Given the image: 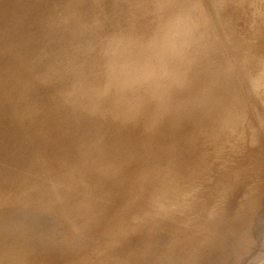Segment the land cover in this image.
<instances>
[{
	"label": "rangeland",
	"instance_id": "rangeland-1",
	"mask_svg": "<svg viewBox=\"0 0 264 264\" xmlns=\"http://www.w3.org/2000/svg\"><path fill=\"white\" fill-rule=\"evenodd\" d=\"M116 1L0 0V264H264V0H119L123 12ZM154 139L168 154L112 181ZM245 199L261 210L244 213ZM235 201L244 218L228 212ZM150 217L179 240L160 226L162 247L147 256L136 242L158 235Z\"/></svg>",
	"mask_w": 264,
	"mask_h": 264
},
{
	"label": "bare ground",
	"instance_id": "bare-ground-1",
	"mask_svg": "<svg viewBox=\"0 0 264 264\" xmlns=\"http://www.w3.org/2000/svg\"><path fill=\"white\" fill-rule=\"evenodd\" d=\"M10 1L12 2V6H13L12 8H15V7L18 6L19 1H21V0H10ZM27 1H28V2H31V1H33V0H27ZM117 1L119 2V4H118V5H119L118 7H119V9H120L119 11H122V9H123L124 6H123V7H120V6H122V5H120V4H121V2L123 3V1H122V0H120L121 2H120L119 0H117ZM117 1H116V2H117ZM126 1H127V0H125V2H126ZM131 1H132V0H131ZM131 1H130V2H131ZM133 1H134V0H133ZM138 1H139V0H138ZM141 1H142V0H141ZM143 1H145V0H143ZM114 2H115V0H114ZM130 2H128V3H130ZM139 2H140V1H139ZM146 2H147V1H146ZM148 2H149V1H148ZM159 2H160V1H159ZM247 2H248V1H247ZM140 3H141V2H140ZM153 3H154V2H153ZM248 3H249V2H248ZM252 3H253V2H252ZM112 4H113V3H112ZM125 4H126V3H125ZM125 4H124V5H125ZM130 4H131V3H130ZM133 4H136V2L133 3ZM254 4H255V3H254ZM114 5H115V4H114ZM126 5H128V4H126ZM136 5H137V4H136ZM139 5H140V4H139ZM145 5H146V4H145ZM143 6H144V5H143ZM143 6H142V7H143ZM169 6H170V5H169ZM247 6H248V5H247ZM254 6H256V5H254ZM115 7H116L117 10H118V7H117L116 5H115ZM115 7L112 5V8H115ZM262 7H263V6H262ZM1 8H2V7H1ZM18 8H19V9L24 8V5L21 7V4H20V6H19ZM121 8H122V9H121ZM140 8H141V7H140ZM4 9H5V8H4ZM135 9H136V8H135ZM138 9H139V8H138ZM245 9H246V8H245ZM114 10L116 11V13H118V11H117L116 9H114ZM123 10H124V9H123ZM141 10H142V9H141ZM156 10H157V9H156ZM236 10H237V9H236ZM236 10H235V11H236ZM243 10H244V9H243ZM125 11H127V10H125ZM128 11H129V10H128ZM230 11H231V10H230ZM251 11H252V10H251ZM256 11H257V10H256ZM122 12H123V11H122ZM129 12H130V11H129ZM241 12H242V11H241ZM248 12H249V11H248ZM262 12H263V11H262ZM262 12H260V13H262ZM140 13H142V12H140ZM154 13H155V12H154ZM260 13H259V14H260ZM133 14H134V13H133ZM135 14H136V13H135ZM147 14H148V13H147ZM150 14H151V13H150ZM150 14H149V15H150ZM262 14H263V13H262ZM262 14H261V15H262ZM145 15H146V14H145ZM149 15H147V17H148ZM177 15H178V14H177ZM246 15H247V14H246ZM118 16H119V15H118ZM154 16H155V15H154ZM247 16H249V15H247ZM247 16H246V17H247ZM20 17H21V16H20ZM120 17H121V16H120ZM145 17H146V16H145ZM145 17H144V18H145ZM150 17H151V16H150ZM160 17H161V16H160ZM170 17H171V16H170ZM229 17H230V16H229ZM235 17H236V16H235ZM130 18H131V17H130ZM188 18H189V17H188ZM236 18H237V17H236ZM256 18H257V17H256ZM120 19H122V18H119L120 24H122V23L124 24L125 21H124V22H123V21L121 22ZM131 19H132V18H131ZM134 19H135V17H134ZM134 19H133L132 21H134ZM138 19H139V17H138ZM138 19H137V20H138ZM141 19H142V18H141ZM147 19H148V18H147ZM167 19H168V18H167ZM252 19H253V18H252ZM6 20H7V19H6ZM11 20H12V19H11ZM122 20H124V19H122ZM143 20L146 21V19H143ZM154 20H155V19H154ZM170 20H171V19H170ZM243 20H244V19H243ZM12 21H13V20H12ZM128 21H130V20H128ZM145 21H144V22H145ZM149 21H150V20H149ZM149 21H146L145 24L142 22L141 25L144 24V25H143V27H144L146 24H148L147 22H149ZM188 21H189V20H188ZM247 21H248V20H247ZM14 22H15V21H14ZM126 22H127V20H126ZM137 22H138V21H137ZM159 22H160V21H159ZM165 22H166V21H165ZM172 22H173V21H172ZM176 22H177V21H176ZM12 23H13V22H12ZM127 23H128V22H127ZM129 23H130V22H129ZM135 23H136V19H135ZM140 23H141V22H140ZM140 23H139V24H140ZM153 23H154V22H153ZM174 23H175V22H173V24H174ZM0 24H1V22H0ZM3 24H4V23H3ZM161 24H162V23H161ZM169 24H170V26H172L171 23H169ZM183 24H184V23H183ZM127 25H128V24H127ZM130 25H132V23H131ZM159 25H160V24H159ZM164 25H165V24H164ZM166 25H167V23H166ZM166 25H165V26H166ZM136 26H138V24H137ZM132 27H133V25L131 26V28H132ZM141 27H142V26H141ZM156 27H157V26H156ZM166 27H167V26H166ZM180 27H181V26H180ZM182 27H183V25H182ZM189 27H190V25H189ZM133 28H134V27H133ZM138 28L140 29V26H138ZM158 28H159V27H158ZM160 28H162V27H160ZM168 28H169V27H168ZM176 28H177V26H176ZM0 29H1V27H0ZM8 29H9V28H8ZM174 29H175V28H173V30H174ZM182 29H183V28H182ZM1 30H2V29H1ZM131 30H132V29H131ZM141 30H143V29H141ZM141 30H140V32H139V31L136 32V35H137L138 33H139L140 35H142V34H141V32H142ZM161 30H163V29H161ZM169 30H170V29H169ZM169 30H168V31H169ZM175 30H176V29H175ZM178 30H179V29H178ZM158 31H160V29H158L157 32H158ZM163 31H165V30H163ZM171 31H172V30H171ZM171 31H170V32H171ZM166 32H167V29H166ZM166 32H165V33H166ZM174 32H176V31H174ZM174 32H173V35H174ZM181 32H183V30H182ZM181 32H180V33H181ZM130 33H132V32H130ZM168 33H169V32H168ZM168 33H166V35H165L164 33H162V31H161V34L158 32V34H160L159 36H161V35L163 36V34H164V36H168ZM176 33H177V32H176ZM190 33H191V32H190ZM132 34H133V33H132ZM132 34H130V35H132ZM134 34H135V33H134ZM139 34H138V36H140ZM158 34H157V35H158ZM178 34H179V33H178ZM178 34H177V37H179ZM182 34H183V33H182ZM173 35H172V37H173ZM250 35H251V34H250ZM159 36H158V37H159ZM169 36H170V35H169ZM175 36H176V34H175ZM134 37H136V36H134ZM172 37H171V38H172ZM255 37H256V36H255ZM130 38H133V37L131 36ZM169 38H170V37H169ZM173 38H176V37H173ZM252 38H253V37H252ZM133 39H134V38H133ZM256 39H257V38H256ZM10 45H11V44H10ZM55 49H56V48H55ZM203 49H204V48H203ZM51 51H52V50H51ZM207 51H208V50H207ZM207 53H208V52H207ZM208 59H209V58H208ZM192 60H193V59H192ZM193 61H195V60H193ZM190 63H192V62L190 61ZM155 74H156V73H155ZM154 77H155V76H154ZM155 78H156V77H155ZM189 78H190V77H189ZM189 78H188V79H189ZM191 78H192V77H191ZM191 78H190V80H192ZM205 78H206V77H205ZM205 78H204V79H205ZM207 79H208V77H207ZM193 81H194V80H193ZM193 81H191V82H193ZM188 83H190V81H189ZM191 84H192V83H191ZM200 88H201V87H200ZM212 89H213V88H212ZM200 90H201V89H200ZM214 90H215V89H214ZM204 91H205V90H204ZM205 92H206V91H205ZM214 93H215V91H214ZM216 93H217V92H216ZM208 94H210V93H208ZM200 95H201V94H200ZM206 95H207V94H206ZM214 96H216V95H214ZM195 97H198V96H195ZM199 98H200V97H199ZM201 98H202V97H201ZM195 99H196V98L193 99L194 102H196ZM198 100H200V99H198ZM200 101H201V100H200ZM216 101H217V100H216ZM213 102H214V101H213ZM197 103H198V102H197ZM200 103H201V102H200ZM202 103H203V102H202ZM217 104H218V103H217ZM10 106H11V105H10ZM13 112H14V111H13ZM220 112H221V111H220ZM197 114H198V113H197ZM24 116H25V115H24ZM40 118H41V117H40ZM15 119H16V118H15ZM35 120H36V118H35ZM41 120H42V119H41ZM22 123H23V122H22ZM22 123H21V124H22ZM212 123H213V122H212ZM21 124H20V126H21ZM221 124H222V123H221ZM156 125H157V124H156ZM20 126H19V129H20ZM28 126H30V125H28ZM150 126H151V125H150ZM224 126H225V125H224ZM16 127H17V126H16ZM41 127H42V126H41ZM12 128H13L12 130H14V126H12ZM147 128H148V127H147ZM16 129H17V128H16ZM24 129H25V127H24ZM43 129H44V128H43ZM143 129H144V128H143ZM149 129H150V127H149ZM10 130H11V129H10ZM151 130H152V129H151ZM6 131H7V130H6ZM6 131H5V133H3L4 135H8V133H7ZM37 131H38V130H37ZM193 131H194V130H193ZM3 132H4V131H3ZM29 132H30V131H29ZM29 132H28V133H29ZM32 132H33V131H32ZM32 132H31V133H32ZM13 133H14V132H13ZM195 133H196V132H195ZM29 134H30V133H29ZM35 134H36V133H35ZM38 134H39V133H38ZM51 134H52V133H50V135H51ZM57 134H58V133H56V135H57ZM192 134H193V133H192ZM215 134H216V133H215ZM218 134H219V133H218ZM11 135H14V134H11ZM11 135H10V136H11ZM53 135H54V133H53ZM59 135H60V134H59ZM251 135H252V134H251ZM26 136H27V135H26ZM51 136H52V135H51ZM54 136H55V135H54ZM54 136H52V139H54ZM102 136H103V135H102ZM185 136H186L185 139H186L187 141H189V142H190V141H191V142L193 141V139H192V137H191L190 135H189L188 138H187V134H186ZM239 136H240V135H239ZM44 137H45V138L48 137V140H49V138L51 139V137H50L49 135H48L47 137H46V136H44ZM57 137H58V135H57ZM57 137H56V138H57ZM172 137H173V138L175 137V139H176V136H175L174 134L172 135ZM172 137H170L171 140H172ZM22 138H23V137H22ZM39 138H40V137H39ZM42 138H43V136H42L40 139H42ZM234 138H235V137H234ZM234 138H233V139H234ZM52 139H51V140H52ZM164 139H165V138L163 137V135H160V136H159V140H158V141H159V143H158V144H159V148H161V147H162V148H166V147H164L163 145L166 144V141H168V139H167L165 142H164ZM217 139H218V138H217ZM25 140H26V139H25ZM28 140H29V139H28ZM43 140H44V139H43ZM26 141H27V140H26ZM26 141H25V142H26ZM46 141H47V140H46ZM54 141H55V139H54ZM174 141H175V140H173V143H175ZM47 142H48V141H47ZM47 142L44 141L43 144H42V146L44 145V143L48 146V144H50V141H49V143H47ZM155 142H156V139L152 140L151 143H148L146 149H138V150L136 149L135 152L138 153L137 155H139L140 158L137 159L136 161L134 160V163H132V164H128V163H126V164H123V165H122L123 168L121 167V169H120V168L117 169V170H119V172L121 171V173H120V175L118 174V176L113 177V178H116V179H113V180H112L111 177L113 176V174H116L118 171H117V172H114V173L112 172V174H111L110 171H111L113 168H112V169H108V170H110V171H109V174L111 175V177H110L111 180H112V181H114V180H115V181H116V180H117V181H120L122 178L127 177V176H130V175L132 174V172H133L134 169H136V168H143L144 166H146V165L148 164V162L151 164V162H152V160H153L154 158H161V157H163L162 155H163L167 150H166L162 155H160L159 152H160V151H163V150L161 149V150L158 152L159 154H157V153H156L157 151H154V149H155L154 147H157V146H155ZM242 142H243V141H242ZM26 143H27V142H26ZM28 143H29V142H28ZM28 143H27V144H28ZM169 143H171V141H170ZM224 143H225V142H224ZM227 143H228V142H227ZM234 143H235V142H234ZM18 144H19V143H18ZM23 144H24V143H23ZM23 144H22V145H23ZM156 144H157V143H156ZM191 144H192V143H189V145H191ZM33 145H35V144H33ZM24 146H25V145H24ZM30 146H31V144H30ZM47 146H46V147H47ZM166 146H168V145H166ZM175 146H177L176 143H175L174 147H175ZM237 146H238V145H237ZM170 147H171V144H170ZM170 147H169V148H170ZM15 148H16V147H15ZM23 148H24V147H23ZM25 148L27 149L28 146L25 147ZM29 148H30V147H29ZM34 148H35V147H33L32 149H30L29 151H32ZM159 148H158V149H159ZM204 148H206V147H204ZM207 148H208V147H207ZM222 148H223V147H222ZM26 149H25V150H26ZM171 149H172V147H171ZM235 149H236V148H235ZM18 150H20V149H18ZM192 150H193V149H192ZM221 150H223V149H221ZM238 150H239V148H238ZM21 151H22V150H21ZM29 151H28V156L30 157V156H32V155H29ZM33 151H36V150H33ZM217 151H218V150H216V151H214V152L217 153ZM40 152H43V150L40 151ZM40 152H39V153H40ZM48 152H49V151H48ZM19 153H20V152H19ZM21 153H22V152H21ZM31 153H32V152H31ZM46 153H47V151H46ZM50 153H51V152H50ZM188 153H189V151H188ZM190 153H191V152H190ZM216 153H215V154H216ZM22 154H25V155H26V151H25V153H24V151H23ZM22 154H21V156H22ZM100 154H101V153H100ZM102 154H103V153H102ZM167 154H168V152H167ZM167 154H164V156L167 155ZM212 154H213V153H212ZM244 154H245V153H244ZM33 155H34V156H35V155L37 156L38 154H37V152H36V153H34ZM209 155H210V154H209ZM26 156H27V155H26ZM26 156H25V157H26ZM28 156H27V157H28ZM34 156H32V158H33ZM38 156H40V155H38ZM41 156H42V158H43L44 156H47V155H44V156L41 155ZM41 156H40V158H41ZM48 156H49V155H48ZM48 156H47V157H48ZM65 156H66V154H65ZM135 156H136V155H135ZM196 156H197V155H196ZM207 156H208V155H207ZM223 156H225V155H223ZM242 156H243V155H242ZM29 157H28V158H29ZM47 157H46V158H47ZM68 157H69V156H68ZM190 157H191V156H190ZM28 158H27V159H28ZM37 158H38V157H36L35 160H37V162H38V161H39V158H38V159H37ZM205 158L208 159L207 157H205ZM214 158H215V157H214ZM224 158H225V157H224ZM236 158H237V156H236ZM44 159H45V158H44ZM44 159H43V160H44ZM66 159H67V158H66ZM66 159H65V160H66ZM212 159H213V158H212ZM242 159H243V158H242ZM23 160H24V158H23ZM43 160H42V162H43ZM60 160H61L60 163H62V162L65 163V161H63L64 159H60ZM67 160L70 161V159H67ZM67 160H66V163H69V161H67ZM154 160H155V159H154ZM208 160H209V159H208ZM210 160H211V159H210ZM210 160H209V161H210ZM216 160H217V159H216ZM240 160H241V159H240ZM33 161H34V160H33ZM122 161H123V160H122ZM206 161H207V160H206ZM37 162H34V163H37ZM39 162H40V161H39ZM42 162H40V163H42ZM70 162H71V164L75 163V162L72 163V161H70ZM194 162H196V160H195ZM207 162H208V161H207ZM210 162H212V161H210ZM16 163H17V162H16ZM29 163L31 164L32 161H30ZM34 163H32V164H34ZM98 163H99V162H98ZM191 163H192V162H191ZM197 163H198V162H197ZM197 163H195V164H197ZM199 163H200V162H199ZM237 163H238V162H237ZM58 164H59V163H58ZM69 164H70V163H69ZM215 164H216V163H215ZM221 164H222V163H221ZM12 165H13V164H12ZM37 165H38V164H37ZM39 165H40V164H39ZM39 165H38V166H39ZM51 165H52V164H51ZM63 165H64V164H63ZM102 165H104V163H103ZM111 165H112V164H111ZM111 165H109V167H110ZM206 165H207V164H206ZM217 165H218V164H217ZM219 165H220V164H219ZM223 165H224V164H223ZM26 166H28V165H26ZM26 166H25V167H26ZM31 166H33V165H31ZM34 166H36V164H35ZM104 166H105V165H104ZM107 166H108V165H106L105 168H107ZM194 166H195V165H194ZM196 166H197V165H196ZM77 167H79V165L76 166L75 168H77ZM83 167H85V166H83ZM83 167H82V168H83ZM112 167H113V166H112ZM201 167H202V166H201ZM204 167H205V166H203V169H204ZM210 167H212V166H210ZM7 168H8V167H7ZM23 168H24V167H23ZM51 168H52V169H51ZM51 168H50V169L52 170V172H54V171H53V168L56 169V168H59V167H57V165H55V167L52 166ZM79 168H81V167H79ZM103 168H104V167H103ZM110 168H111V167H110ZM116 168H117V167H116ZM116 168H114V169H116ZM198 168H199V167H198ZM205 168H206V167H205ZM213 168H214V165H213ZM215 168H216V167H215ZM9 169H10V168H9ZM45 169H46V168H45ZM92 169H93V167L91 168V170H92ZM95 169H96V166H95ZM206 169H207V168H206ZM12 170H13V169H12ZM60 170H61V169H60ZM100 170H102V168H101ZM105 170L107 171V169H105ZM198 170H199V169H198ZM61 171H62V170H61ZM67 171H68V170H67ZM87 171H88V170H87ZM102 171H103V170H102ZM106 171H105V172H100V173H102V176L108 175V173H107L108 171H107V172H106ZM112 171H113V170H112ZM48 172H49V171H48ZM48 172H47V174L49 175L50 172H49V173H48ZM55 172H58V170L56 169ZM68 172H69V171H68ZM72 172H74V171H72ZM75 172H76V170H75ZM85 172H86V171H85ZM21 173H22V172H21ZM104 173H107V174H104ZM206 173H207V171H206ZM51 174L53 175V173H51ZM51 174H50V177H54V181H55V176H54V175H55L56 173H54L53 176H51ZM68 174H69V173H68ZM68 174H67V172H66V175H68ZM70 174H71V173H70ZM86 174H87V173H86ZM86 174H85V175H86ZM88 174H90V173L88 172ZM88 174H87V175H88ZM59 175H60V177H61L62 175H65V174H60V172H59ZM82 175H83V174H82ZM82 175H80V177H82ZM93 175L95 176V172H94ZM98 175H99V174H98ZM57 176H58V175H56V184H57V182H59V180H60L61 178H63V177H61L60 179L57 180ZM90 176H91V175H90ZM94 176H93V178H91V179H94ZM206 176H207V175H206ZM47 177L49 178V176H47ZM47 177H46V178H47ZM65 177H66V176H64V178H65ZM108 177H109V176H108ZM37 178H38V177H37ZM39 178H40V177H39ZM48 178H47V179H48ZM82 178H83V177H82ZM86 178H87V177H86ZM89 178H90V177H89ZM103 178H104V177H103ZM43 179L46 180L45 178H43ZM97 179H98V178H97ZM97 179H95V180H97ZM78 180H79V179H78ZM78 180H76V181H78ZM83 180H84V178H83ZM95 180H93V181H95ZM100 180H101V179H99V181H100ZM103 180H106V176H105V179H103ZM103 180H101V181H103ZM107 180H108V178H107ZM111 180H110V181H111ZM60 181H61V180H60ZM80 181H82V180L80 179ZM99 181H97V182H99ZM49 182H50V181H49ZM89 182H91V180H90ZM97 182H96V184H97ZM104 182H106V181H104ZM104 182H103V183H104ZM32 183H33V182H32ZM35 183H36V182H35ZM35 183H34L33 185H36ZM47 183H48V182H47ZM77 183H79V181H78ZM91 183H94V182H91ZM89 184H90V183H89ZM98 184H99V183H98ZM100 184H102V182H101ZM46 185H47V184H46ZM69 185H70V184H69ZM76 185H77V184H76ZM76 185H75V186H76ZM237 185H238V184H237ZM42 186H44V185H42ZM67 186H68V184H67ZM97 186H98V185H97ZM255 186H256V185H255ZM255 186H254V193H252V192H251L252 194L250 193V195H251L250 197H252V198H253V196H254V198H255V195L258 194L257 192H255V190H256V189H255ZM38 187H39V186H38ZM46 187H47V186H46ZM69 187H70V186H69ZM71 187H72V185H71ZM80 187H81V186H80ZM240 187H241V186H240ZM244 187H245V186H244ZM43 188H45V187H43ZM233 188H234V187H233ZM233 188H232V189H233ZM236 188H237V187H236ZM238 188H239V187H238ZM256 188H257V187H256ZM40 189H42V187H41ZM40 189H38V190H40ZM71 189H72V188H71ZM232 189H231V190H232ZM261 189H262V188H259V186H258L257 190H261ZM263 189H264V188H263ZM95 190H96V189H95ZM240 190H241V188H240ZM244 190L246 191V189H244ZM244 190H243V191H244ZM80 191H81V190H80ZM235 191H237V190H235ZM252 191H253V190H252ZM39 192H40V191H39ZM84 192H85V191H84ZM230 192H231V191H230ZM249 192H250V191L248 190V193H249ZM258 192H259V191H258ZM260 192H261V191H260ZM260 192H259V195H260ZM262 192H263V191H262ZM262 192H261V193H262ZM240 193H241V191H240ZM243 193H244V196H245L246 193H247V191H246V193H245V192H243ZM248 193H247V195H249ZM255 193H256V194H255ZM263 193H264V192H263ZM263 193H262V194H263ZM37 194H38V193H37ZM40 194H41V196H42V192H41ZM236 194H237V193H236ZM253 194H255V195H253ZM38 195H39V194H38ZM228 195H229V194H228ZM237 195H238V194H237ZM252 195H253V196H252ZM238 196H239V195H238ZM36 197H37V195H36ZM39 197H40V196H39ZM230 197H231V196H230ZM246 197H247V196H246ZM257 197H258V196H257ZM257 197H256V198H257ZM259 197L261 198V197H264V196H259ZM259 197L257 198L258 203L260 202ZM233 198L235 199V196H234ZM241 198H243L242 200H244V197H243V196H242ZM241 198H240V199H241ZM24 199H25V198H24ZM35 199H36V198H35ZM148 199L151 200V198H148ZM152 199H155V202H154V203H153V201H152V204L155 205L156 200H157V199H156V196H154ZM201 199H202V198H201ZM248 199H250V201L252 200V199L249 198V197H248ZM248 199H247V200H248ZM144 200H145V199H144ZM144 200H143V202H145V204L148 205V203H149L150 201L148 202V200H146V201H144ZM202 200H203V199H202ZM229 200H230V199H229ZM247 200L245 199V202H246ZM257 200H256V201H257ZM233 201H234V200H233ZM237 201H238V198H237ZM250 201H247V202H246L247 204L249 203V204L247 205V208L244 206V205H245V202L242 201V202L244 203L243 206H244L246 209H244V207H243V208L241 207V208H242L244 211L246 210V211L244 212V213H246V214H248L247 212H249V211H252V212H254V213L257 214V212H258V211H257V210H258L257 208H259V207H257L256 204H254V205L252 204V206H256V207H257V208L254 207V210H255V208L257 209V210H255L256 212L253 211V209L251 208L252 206H251V204H250V203L253 202V201H251V202H250ZM254 201H255V200H254ZM256 201H255V202H256ZM261 201H262V200H261ZM3 202H4V201H3ZM147 202H148V203H147ZM193 202H194V201H193ZM203 202H204V201H203ZM235 202H236V201H235ZM235 202H233V203H235ZM240 202H241V200L238 201V203H240ZM171 203H172V202H171ZM176 203H177V202H174V203H172V204H175L176 207H177V204H176ZM190 203H191V202H190ZM228 203H229V202H228ZM238 203L236 202V203H235V206L232 207V209L229 208L230 210L228 209V212H229V211L231 212V210H235L236 212H234V213L237 214V213H239V212H237V211H240L241 215H243V216H241V218H242V217L244 218V213L241 212V211H243V210H242V209H238V208H240V207L238 206V208H237V206H236ZM130 204H131V206H132L133 203H130ZM142 204H143V203H142ZM152 204H151V202H150V203H149V207L152 206ZM156 204H157V203H156ZM231 204H232V202L230 203V205H231ZM260 204H261V203H260ZM260 204H259V205H260ZM83 205H84V204H83ZM218 205H220V204H218ZM224 205H226V204H224ZM230 205L228 204V206H230ZM239 205L242 206V203H240ZM261 205H262V204H261ZM129 206H130V205H129ZM144 206H145V205H144ZM232 206H233V205H232ZM248 206H250V207H248ZM222 208H223V207H222ZM233 208H236L237 210H236V209H233ZM249 208H251V210H249ZM260 208H262V206H260ZM260 208H259V210H261ZM215 209H216V208H215ZM217 209H218V208H217ZM226 209H227V208H226ZM247 209H248L249 211H248ZM108 211H109V210H108ZM191 211H192V209H191ZM191 211H190V212H191ZM220 211H221V210H220ZM98 212H99V211H98ZM186 212L188 213V211H186ZM222 212H223V213H224V212H225V213H228V212L224 211V209H223ZM99 213H100V212H99ZM103 213H104V212H103ZM219 213H220V212H219ZM232 213H233V212H232ZM234 213H233V214H234ZM240 213H239V214H240ZM82 214H83V215L86 214V216H87V213H82ZM236 214H235V215H236ZM239 214H238V215H239ZM249 214H250V212H249ZM249 214H248V215H249ZM83 215H82V216H83ZM97 215H98V214H97ZM212 215H213V214H212ZM218 215H219V214H218ZM221 215H222V213H221ZM223 215H224V214H223ZM223 215H222V216H223ZM225 215H227V214H225ZM229 215L231 216L232 214L229 213ZM252 215H253V213H252ZM86 216H85V217H86ZM227 216H228V215H227ZM230 216H228V217H230ZM89 217H90V216H89ZM224 217H225V216H223V220H224V223H225V220L228 219V217H227V218H226V217L224 218ZM246 217H247V215L245 216V218H246ZM248 217H249V216H248ZM248 217H247V218H248ZM254 217H255V215H254ZM78 218H79V217H78ZM81 218H82V217H81ZM83 218H84V217H83ZM87 218H88V216H87ZM115 218H116V217H115ZM217 218H218V217H217ZM221 218H222V217H221ZM221 218H219V219H221ZM238 218H240V215H239ZM250 218H253V216L249 217V219H250ZM42 219H43V218H42ZM84 219H86V218H84ZM90 219H91V218H90ZM125 219H126V218H125ZM125 219H124V220H125ZM150 219H151V221L154 223L158 235H156V237H155L153 240H151V241L138 240V241L136 242V245H137L139 248L142 247V246H144L145 244L148 243L147 246H150V248L148 247V250H149V249H151V250L148 251V253H146L147 256H149V255L152 256V255H154L156 252L160 251V249H161V247H162V246H161V242L159 241L160 234H161V233H160V232H161V231H160V230H161V229H160V226H161V228H162L163 224H164L165 227H166V225H167V224H166L167 222L164 223L165 221L162 222V225L159 224L161 218H157V219H159V222H158V220L155 219V218L150 217ZM232 219H234V218L228 219L229 223H230V221H231L232 223H235V222H236V220L233 222ZM40 220H41V219H40ZM40 220H39V221H40ZM82 220H83V219H82ZM86 220H87V219H86ZM95 220H96V218H95ZM223 220L221 219V221H223ZM239 220H240V219H239ZM241 220L243 221V219H241ZM246 220H248V219H246ZM246 220H244V222H246ZM250 220H252V219H250ZM42 221H43V220H42ZM46 221H47V220H46ZM78 221H79V220H78ZM80 221H81V220H80ZM80 221H79V222H80ZM99 221H100V220H99ZM106 221H108V220H106ZM121 221H122V220H121ZM186 221H187V220H186ZM186 221L183 222V223H185V225H186ZM253 221H254V219H253ZM253 221H252V222H253ZM40 222H41V221H40ZM43 222H44V221H43ZM75 222H76V221H75ZM84 222H85V221H84ZM95 222H96V221H95ZM112 222H113V221H112ZM115 222H116V221H115ZM117 222H118V220H117ZM169 222H170V221H169ZM169 222H168V223H169ZM190 222H191V221H190ZM190 222L187 223L188 227L191 226V225L189 226ZM213 222H215V220H214ZM217 222H218V221H216V223H217ZM244 222H243V223H244ZM248 222H249V221H248ZM93 223H94V222H93ZM110 223H111V222H110ZM121 223H122V222H121ZM172 223H173V222H172ZM183 223H180V224H183ZM232 223H231V224H232ZM259 223H260V222H259ZM262 223H263V222H262ZM76 224H77V223H76ZM80 224H81V223H80ZM106 224H107V222H106ZM114 224H115V223H114ZM114 224H113V225H114ZM116 224H118V223H116ZM169 224H170V225H169ZM169 224H168L169 227H171V223H169ZM173 224H174V223H173ZM213 224H215V223H213ZM219 224H221L220 221H219ZM263 224H264V223H263ZM90 225H91V224H90ZM98 225H99V223H98ZM123 225H124V224H123ZM174 225H175V224H174ZM174 225H172V226H173L172 228H175ZM176 225H177V223H176ZM185 225H183V226H185ZM216 225H217V224H216ZM224 225H225V224H222V227H221V225H220V226L218 225V226H219V230L221 229V231H220L221 234H220V235H224L225 232L227 231V226H228V225L226 224V225H227V226L225 225V226H226V229H225L226 231L224 230L225 232H222V231H223L222 228H223ZM229 225H230V224H229ZM235 225H236V224H235ZM240 225H241V224H240ZM240 225H239V226H240ZM244 225H247V222H246ZM248 225H249V224H248ZM248 225H247V226H248ZM252 225H253V224H252ZM259 225H260V224H259ZM32 226H33V225H32ZM77 226H78V224H77ZM118 226H119V224H118ZM178 226L181 228V225H177V227H178ZM213 226H214V225H212L211 228H214ZM225 226H224V227H225ZM239 226H238V227H239ZM30 227H31V226H30ZM83 227H84V226H83ZM105 227H106V225H105ZM165 227H164V228H165ZM169 227L167 226L166 228H169ZM177 227H176V228H177ZM185 227H186V226H185ZM185 227H184V229H185ZM188 227H187V228H188ZM228 227H229V226H228ZM232 227H234V226H232ZM236 227H237V225H236ZM245 227H246V226H245ZM80 228H82V227H80ZM101 228H102V227H101ZM101 228H100V230H101ZM110 228H111V226H110ZM121 228H122V227H121ZM164 228H162V230H163V232H164L163 234H165V232H166V231H165L166 229L164 230ZM176 228H175V229H176ZM180 228H179V230H180ZM215 228H216V227H215ZM215 228H214V229H215ZM243 228H244V226H243ZM107 229H108V228H107ZM118 229H119V228H118ZM118 229H117V230H118ZM169 229H170V228H169ZM169 229H167V230H169ZM175 229H174V230H175ZM177 229H178V228H177ZM182 229H183V228H182ZM188 229H191V227L188 228ZM188 229H186V230H188ZM214 229H213V230H214ZM223 229H224V228H223ZM228 229H229V228H228ZM230 229H231V228H230ZM245 229H247V227H246ZM245 229H244V230H245ZM249 229H250V230H249ZM249 229H248V230L251 231V227H250V226H249ZM252 229H253V228H252ZM254 229H255V228H254ZM256 229H257V228H256ZM86 230H87V229H86ZM103 230H104V229H103ZM108 230H109V229H108ZM111 230H112V229H111ZM121 230H122V229H121ZM171 230H172V229H171ZM219 230H218V229H217V231L214 230V231H216L215 234H216V233L218 234V233H219ZM233 230H234V228H233ZM28 231L30 232L29 229H28ZM32 231H33V229H32ZM32 231H31V232H32ZM96 231H97V230H96ZM101 231H102V230H101ZM175 231H176V230H175ZM177 231H178V230H177ZM228 231H229V230H228ZM240 231H242V230H240ZM29 232H28V233H29ZM230 232H231V231H230ZM244 232L247 234V231H243V232H241V234H243V235H239V236L244 237V236H245ZM258 232H260V231H258ZM18 233H19V232H18ZM28 233H27V234H28ZM166 233H167V232H166ZM168 233H170V234H168ZM168 233H167V234H168V235L170 236V238H171V236L174 234V231L172 230V232H171V231L169 230ZM171 233H173V234L171 235ZM175 233H177V232H175ZM226 233H227V232H226ZM238 233H239V232H238ZM248 233H249V232H248ZM21 234H22V233H21ZM23 234H24V233H23ZM90 234H91V233H90ZM167 234H166V235H167ZM249 234H250V233H249ZM249 234H248V235H249ZM257 234H258V233H257ZM19 235H20V233H19ZM24 235H25V234H24ZM29 235H30V234H28V237H29ZM176 235H177V234H176ZM212 235H213V234H212ZM248 235H247V238H246V236H245L246 239L249 238ZM250 235L252 236V235H254V234H250ZM260 235H261V234H260ZM20 236H21V235H20ZM37 236H38V235H37ZM110 236H111V235H110ZM169 236H168V238H169ZM174 236H175V234H174ZM217 236L219 237V235H217ZM224 236H225V235H224ZM251 236H250V237H251ZM25 237H26V236H25ZM35 237H36V236H35ZM161 237H162V236H161ZM197 237H198V236H197ZM212 237H213V236H212ZM214 237H215V235H214ZM214 237H213V238H214ZM22 238H24L23 235H22V237L20 238V240H21ZM30 238H31V237H30ZM30 238H29V239H30ZM163 238H164V237H163ZM213 238H212V239H213ZM215 238H216V237H215ZM245 238H244V239L242 238V240H241V238H240V240L243 242V244H242V243H241V244H242L245 248H248L249 245H248V247H247L246 244H247V242L249 243L250 241L247 240V242H246V244H245L246 246H245V245H244L245 242L243 241V240H245ZM262 238H263V237H262ZM110 239H111V238H110ZM165 239H166V238H165ZM171 239H172V238H171ZM171 239H170V241H171ZM216 239H217V238H216ZM260 239H261V238H260ZM22 240H23V239H22ZM26 240H27V238L25 239V241H26ZM172 240H173V239H172ZM175 240L178 241L179 239L177 240V238H176V236H175ZM181 240H182V239H181ZM219 240H220V239H219ZM224 240H225V239H224ZM237 240H238V239H237ZM253 240H254V239H253ZM15 241H16V242H15ZM15 241H14V243H17V242H18L16 239H15ZM25 241H24V245H26V244H25ZM38 241H39V240H38ZM170 241H169V243H168V241H167L166 245H167V244H170ZM176 241H175V242H176ZM222 241H223V240H222ZM235 241H236V240H235ZM241 241H238V242L240 243ZM245 241H246V240H245ZM261 241H262V239H261ZM165 242H166V241H165ZM219 242H220V241H219ZM21 243H22V241H21ZM27 243H29V242H27ZM178 243H179V242H178ZM231 243H232V242H231ZM239 243H238L237 245H239ZM251 243H254V244H255L254 241H251ZM257 243H258V242H257ZM34 244H35V241H34ZM234 244H235V242H234ZM249 244H250V243H249ZM254 244H253V245H254ZM20 245H21V244H20ZM166 245H163V246H166ZM232 245H233V244H232ZM232 245H230V246H232ZM237 245H236V246H237ZM255 245H256V244H255ZM215 246H216V245H215ZM234 246H235V245H234ZM234 246L232 247V248H234V250H235V249H239V251H240L241 248H236V247H234ZM21 247H22V246H21ZM21 247H20L19 245H18V247H17V245H16V248H14V250H15V249L17 250V248H18V249L20 248V250H17V252L20 253L21 249L23 248V247H22V248H21ZM156 247H157V249H156ZM237 247H241V246H237ZM244 247H243L242 250H245ZM250 247H251V245H250ZM250 247H249V248H250ZM262 247H263V246H262ZM163 248H164V247H163ZM212 248H213V246H212ZM254 248H255V247H254ZM257 248H258V247H257ZM12 249H13V248H12ZM52 249H53V247H52ZM164 249H166V247H165ZM224 249H225V248H224ZM258 249H259V248H258ZM14 250H13V252H14ZM16 250H15V252H16ZM22 250H23V249H22ZM166 250H167V249H166ZM248 250H249V249H248ZM259 250H260V249H259ZM26 251H27V250H26ZM230 251H232V250H229V252H230ZM253 251H254V250H253ZM17 252H16V255H17ZM222 252H223V251H222ZM241 252H242V251H241ZM247 252H249V251H247ZM250 252H251V250H250ZM255 252H257V251H255ZM25 253H26V252H25ZM36 253H37V252H36ZM235 253H236V251H235ZM238 253H239V252H238ZM244 253H245V252H243V254H244ZM251 253H252V252H251ZM257 253H259V252H257ZM20 254H21V253H20ZM142 254H143V253H141V255H142ZM157 254H158V253H157ZM215 254H216V253H215ZM247 254H248V253H247ZM247 254L245 253L244 255H245V256H248ZM263 254H264V253H263ZM21 255H22V254H21ZM23 255H25V254L23 253ZM138 255H139V256L136 257L135 259H137V258L140 259V258H141L140 254H138ZM219 255H220V254H219ZM232 255H233V254H232ZM239 255H240V254H238V256H239ZM244 255H243V256H244ZM252 255H253V254H251V256H252ZM256 255H257V254H256ZM241 256H242V255H241ZM243 256H242V257H243ZM258 256H259V255H258ZM18 257H19V256H18ZM23 257H24V256H23ZM30 257H31V256H30ZM30 257H29V259H31ZM142 257H143V256H142ZM214 257H215V256H214ZM217 257H218V256H217ZM254 257H255V256H254ZM256 257H257V256H256ZM256 257H255V258H256ZM133 258H134V257H133ZM221 258H222V257H221ZM221 258H220V259H221ZM234 258H235V257H234ZM234 258H233V259H234ZM249 258H251V257H249ZM255 258H254V260H256ZM263 258H264V257H263ZM240 259H241V258L236 259V262H237V260L240 261ZM257 259H258V261H259V258H257ZM25 260H27V259H25ZM37 260H38V259H37ZM143 260H145V259H143ZM228 260H229V259H228ZM228 260H227V261H228ZM242 260H243V258H242ZM245 260H246V259H245ZM251 260H252L251 262H253V258H252ZM219 261H220V260H219ZM219 261H218V262H219ZM21 262H22V261H21ZM32 262H33V261H32ZM42 262H43V261H42ZM221 262H223V261H221ZM229 262H230V261H229ZM251 262L248 261L249 264H251ZM52 263H53V262H52ZM237 263H238V262H237ZM237 263H236V264H237ZM239 263L241 264V262H239ZM239 263H238V264H239ZM246 263H247V262H246ZM36 264H37V263H36ZM38 264H39V263H38ZM231 264H232V263H231ZM233 264H234V263H233ZM244 264H245V263H244ZM254 264H257V263H254Z\"/></svg>",
	"mask_w": 264,
	"mask_h": 264
}]
</instances>
